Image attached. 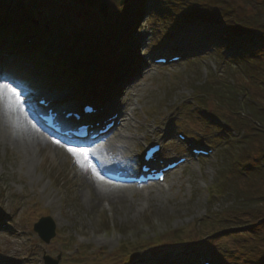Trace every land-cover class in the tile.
<instances>
[{
	"label": "rangeland",
	"instance_id": "1",
	"mask_svg": "<svg viewBox=\"0 0 264 264\" xmlns=\"http://www.w3.org/2000/svg\"><path fill=\"white\" fill-rule=\"evenodd\" d=\"M120 1L109 0L105 16L99 9V0H5L0 5V18L5 19L0 26L6 25L7 31L0 33V55L8 62L0 63V77L7 75L23 89L15 88L24 108L37 104L34 98L37 91L57 92L63 98L60 103L66 102L70 107L78 104L76 99L82 95L93 94L97 98L100 93L97 103L93 102L97 106L101 105L99 102L115 104V99L120 101L119 107L135 106L136 129H129V133L147 137L144 146L161 140V134L154 132L162 125L170 133L164 142L167 157L187 153L174 137L176 131L195 140H198L196 133L200 132L205 141L206 138L220 141L216 143L217 152L172 174L167 183L169 189L159 191L153 185L136 186L124 197L99 199L94 190L92 195L88 192L91 185L72 154L61 150L54 154L52 143L43 145L46 159L38 154L35 164L28 168L22 166L21 151L12 145L0 144V264H45L46 255L51 257V264L54 261L57 264H126L134 258L130 252L141 248L133 244H153L156 241L153 237L157 235L163 244L145 254L159 258L161 252L171 250L177 255L172 253L168 257L175 264H185V259L187 264L195 263L198 256L211 257L217 253L224 259L236 251L235 238L241 229L208 238L211 233L203 222L208 211L221 212L238 203L229 194L213 207L207 189L218 179L224 165H232L236 159L239 152L222 140H232L237 131L231 135L213 131L209 122L200 120L201 112L205 111L210 122L216 121L221 128L225 122L196 103L189 104L194 86L207 77L210 68L217 69L216 61L207 56L202 62L193 61L194 64H188L187 59L176 65L157 66L153 60H145V66L141 64L134 73L138 75L136 78L125 70L129 63H122L123 57L140 60L166 52L171 54L176 46L208 53L206 39L203 44L196 43L198 34L203 35L205 29L199 28L197 18L187 19L182 14L190 6L189 1L155 0L148 6L149 15L143 3L147 5L150 0H126L123 5ZM27 3L32 4L30 13L25 11ZM220 3L226 9L233 3L245 4L244 0H220ZM140 30L143 32L139 33ZM35 41L36 50H30V44ZM153 43H161L163 48L155 50ZM7 44L19 48L15 51L6 47ZM44 46L52 55L58 52L57 56H52ZM145 68H148L147 74H140ZM78 70L81 74L75 75ZM121 74L130 78L119 87L116 96L117 78ZM99 75L102 77L97 79ZM2 80L1 85L7 83ZM83 89L86 90L82 92ZM63 93L67 94L66 98ZM28 99L34 103L30 100L28 104L23 103ZM113 111L115 106L109 108L107 116ZM239 112L244 120H250L248 109ZM30 115L37 123L35 113L31 111ZM49 136L52 142L59 141ZM220 136L226 138L220 139ZM109 140L116 141L114 136ZM247 140H252V136ZM144 146L143 139L131 146V160L141 154ZM233 187V183L228 186ZM42 217H50L56 224L57 234L49 243L34 229ZM248 218L245 215L243 220ZM120 236L129 244L127 252L117 253ZM77 247L79 250L74 253L72 249Z\"/></svg>",
	"mask_w": 264,
	"mask_h": 264
},
{
	"label": "trees",
	"instance_id": "2",
	"mask_svg": "<svg viewBox=\"0 0 264 264\" xmlns=\"http://www.w3.org/2000/svg\"><path fill=\"white\" fill-rule=\"evenodd\" d=\"M198 1L195 8H186L182 14L187 17L207 14L215 18L200 25L199 28L205 30L203 35L198 34L196 43L203 44L206 39V43L214 47L209 55L216 61L217 69L210 68L199 85L194 83L193 94L202 107L239 134L232 140H222L239 153L232 165H224L210 197L213 206L229 194L238 203L221 212L210 210L213 218L203 223L206 229H216L215 233L220 234L241 229L235 238L236 251L224 259L221 255L216 256L218 262L264 264V0H244L245 4L236 6L233 3L227 5L228 9L220 0ZM3 2L5 0H0V5ZM31 7L32 4L27 3L26 13L32 12ZM4 20L0 18V25H4ZM4 31H7L6 25L0 26V33ZM224 48L228 49L227 54ZM30 50H36V47L30 46ZM199 74L201 76L202 72ZM241 109L249 110L250 120L239 116ZM248 129L251 132H247ZM251 136L252 140H247ZM241 148L243 152H240ZM240 180L243 181L239 183ZM230 183L234 184L233 188H228ZM245 215L249 216L246 221L243 220Z\"/></svg>",
	"mask_w": 264,
	"mask_h": 264
},
{
	"label": "bare ground",
	"instance_id": "3",
	"mask_svg": "<svg viewBox=\"0 0 264 264\" xmlns=\"http://www.w3.org/2000/svg\"><path fill=\"white\" fill-rule=\"evenodd\" d=\"M6 76L7 75L0 77V79H4L2 80L3 82H5V80L7 81V83L3 85L18 88L15 81ZM124 79V75L121 74L118 76L117 81L121 84ZM27 90L28 88H26V91ZM29 100L30 99H28V101ZM20 101L21 99L18 96L12 97L8 93H5L3 97H0V144H9L21 151L23 154V167L25 166L30 168L33 166L36 162L38 154L43 159H46V155L43 154V145L48 146L52 143L54 145V154L56 150H61L63 153L65 152L73 155V153L68 150L69 148L75 149L77 152L81 150L85 151L84 148L69 146L68 139L66 138H62L56 143L52 142L51 137L49 136L50 134L33 121L31 118L32 116L30 115L31 111L34 113L36 110L45 109V107L36 105L34 100L31 99L30 102H33L34 105L28 109L24 108ZM108 106H111V104ZM27 110L29 111L27 112ZM60 111H62V109ZM132 111L135 112V108H132ZM126 114L127 113L121 114V117L124 118ZM129 126L130 123H127L123 130H129ZM115 136L119 138L116 143L119 142L125 144L123 148L117 147L115 140L99 141L92 150L87 149L88 151L86 152L88 153V160L91 162L89 159L90 155H94V158L107 157L110 159L112 156H115V154L117 156L123 153L124 154L121 156V159H126L128 151H131V146H135L137 144L138 138H133L132 136L124 137L120 131L114 134V137ZM74 158L77 162V157L74 156ZM81 160H83V157H81ZM77 164L91 185L88 192L92 195V191L94 190L97 194V198L99 199L101 197L110 198L112 196L124 197L126 194H129V192L131 193V191L136 187V185L118 184L107 180L106 178L100 176V172H102V170L101 168H97L95 164L93 165L95 167V172L88 168L81 167L80 163ZM97 173L99 176H97ZM100 177H102V179ZM157 189L160 191L164 188L157 187ZM146 191L148 193L151 192L149 189H146Z\"/></svg>",
	"mask_w": 264,
	"mask_h": 264
},
{
	"label": "water",
	"instance_id": "4",
	"mask_svg": "<svg viewBox=\"0 0 264 264\" xmlns=\"http://www.w3.org/2000/svg\"><path fill=\"white\" fill-rule=\"evenodd\" d=\"M99 8L107 15L109 9V0H99ZM55 223L50 217L42 218L36 225L35 229L39 232L40 237L46 242L49 243L53 237L56 235Z\"/></svg>",
	"mask_w": 264,
	"mask_h": 264
},
{
	"label": "snow or ice",
	"instance_id": "5",
	"mask_svg": "<svg viewBox=\"0 0 264 264\" xmlns=\"http://www.w3.org/2000/svg\"><path fill=\"white\" fill-rule=\"evenodd\" d=\"M5 93L10 94L12 97L18 96L17 90L15 88L7 86V85H0V97H3ZM68 150L72 152L74 156L77 157V163H80L81 167L88 168L92 170L93 172H95V167L88 160V153L86 151L81 150L77 152V150L72 149V148H69ZM81 157H83V160H81ZM97 176H99L98 173H97ZM100 178L102 179V177Z\"/></svg>",
	"mask_w": 264,
	"mask_h": 264
}]
</instances>
